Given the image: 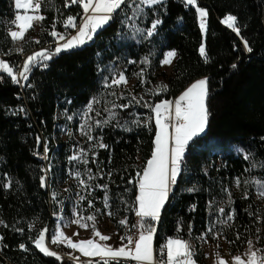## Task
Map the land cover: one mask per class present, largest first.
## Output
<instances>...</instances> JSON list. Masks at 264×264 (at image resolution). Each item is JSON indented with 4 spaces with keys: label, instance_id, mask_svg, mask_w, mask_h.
I'll return each instance as SVG.
<instances>
[{
    "label": "trees",
    "instance_id": "1",
    "mask_svg": "<svg viewBox=\"0 0 264 264\" xmlns=\"http://www.w3.org/2000/svg\"><path fill=\"white\" fill-rule=\"evenodd\" d=\"M66 4L67 0H42L40 12L46 19L16 42L8 25L17 12L14 0H0V56L17 70L24 63V54L53 51L55 46H49L53 24L60 31L68 16L76 17V22L84 16L80 5ZM197 4L208 11L206 33L199 27L193 6H186L183 0H165L164 5L147 10V16L135 21L137 27L146 29L152 20H162L157 34L137 42L140 38L133 39L131 30L122 24L125 13L131 15L122 6L89 44L61 52L47 61L43 70L34 67L23 93L1 73L0 264H81L49 257L33 242L40 230L52 229L55 214L69 211L66 192L78 198L80 215L110 211L109 218L122 230L119 221L132 217L137 173L142 174L153 148V113L144 105L175 99L202 77L208 79L209 123L186 148L181 172L155 224V253L166 238L178 237L195 243V261L206 264L199 239L207 233L204 236L210 243L219 246L223 241L231 255L243 253L251 240L264 257V196H256L264 191V0H197ZM229 13L237 17L240 36L252 52L221 23ZM202 44L207 63L199 52ZM20 48L22 53L17 51ZM169 50L176 52L170 74L161 64ZM145 58L149 63H141ZM232 64L237 67L233 69ZM113 70L123 72L129 84L105 87L104 78L110 82ZM141 71L144 83L137 75ZM162 85L167 88L162 89ZM94 97L98 102L93 103L87 124H81V114ZM120 104L130 106L116 107ZM23 107L28 110L26 117L20 115ZM111 113L115 118H110ZM96 121L101 122L99 126ZM64 125L69 129L65 140L61 137ZM82 125L93 139L86 135L77 138ZM44 142L54 150L51 190L46 185L43 162L34 156ZM100 143L107 147H99ZM72 156L80 159L72 160ZM63 184L68 186L66 192ZM210 227L213 232L208 233ZM109 264L116 262L110 260Z\"/></svg>",
    "mask_w": 264,
    "mask_h": 264
},
{
    "label": "snow or ice",
    "instance_id": "2",
    "mask_svg": "<svg viewBox=\"0 0 264 264\" xmlns=\"http://www.w3.org/2000/svg\"><path fill=\"white\" fill-rule=\"evenodd\" d=\"M164 2L165 0H70V4L80 5L84 14L83 23L79 26L74 16H68L63 21V26L66 29L69 27L77 29L76 35L71 38H66L64 34L55 30L54 23L52 31L49 33L56 41V46L53 51L43 49L27 56L20 69L15 71L14 67L10 66L7 61L0 59V71L10 77L14 84L27 82L29 74L34 67L46 68L48 67L47 61H50L54 56L64 51L82 47L88 41H91L98 30L103 28L113 18V14L117 10H123L122 6H126L131 13V15L127 12L125 13L122 24L131 30L132 38L136 39L139 37L140 39L137 42H140V40H149L157 34L158 26L162 23V20L159 18L152 20L150 27L146 29L137 27L135 21L147 16V10L154 9L157 5H164ZM183 2L186 6H193L195 8L199 16V27L202 32L206 33L208 11L205 8L199 7L197 0H183ZM70 4H66L65 6H70ZM14 6L17 12L11 23L18 30H10L9 35L13 41H21L24 39L28 30L34 27L35 22H42L46 17L40 12L41 0H14ZM21 9L24 10L23 14L20 12ZM222 23L240 37L247 52H252L248 41L240 36L241 29L237 26V17L235 15L227 14L223 18ZM61 41H64V43H60ZM36 42L39 43V41ZM17 51L22 53L23 49L20 48ZM199 52L205 58V63H207V53L203 44ZM175 55L174 50L167 51L164 54L161 64H171ZM129 63L136 62L129 61ZM141 63H149V60L145 58ZM231 67L235 69L237 65L232 64ZM110 75V82L108 77L104 78L105 87H119L122 84L126 85L128 83V78L123 72L117 74L113 70ZM137 75L141 77V83H144L143 71L137 73ZM0 79H3V76H0ZM27 86L31 87V84ZM161 88L166 89L167 85H162ZM115 94V92L112 93V95ZM208 95V79L205 77L191 84L175 101L163 100L155 105L147 103L144 105L154 113L157 132L155 134L154 151L152 152L151 158L147 161L142 174L137 173L139 177L137 181L139 194L136 196L134 211L135 215L140 218L138 225L140 231L135 240L131 236H121L120 239L126 241V243L114 248L107 244H101L94 239L73 242L62 230L58 229L56 233L51 235V244H64L69 249L79 250L85 256L100 257L103 264H109L110 260L119 264L121 259H130L137 262V264H155L153 240L156 229L152 223H148L147 221H159L161 210L168 199L171 186L176 183L177 177L181 172V164L187 146L190 141L203 133L208 126L210 116L207 106ZM133 100H135V97H133ZM96 102L98 101L94 97L87 105L86 112L84 113L85 124H87L88 113L93 110L92 105ZM129 106L130 104H120L116 107L125 109ZM20 111H23V109H20ZM106 111L110 110L106 109ZM110 118H115V114L111 113ZM68 119L71 120L72 117L69 116ZM151 119L152 117H149V121ZM100 123V121H96L97 126ZM136 123H139V121H136ZM87 126L89 129L91 128V125ZM84 127L85 125L81 126V132L89 140L93 139L89 132L84 131ZM170 129H173L174 132L170 131ZM99 147L106 148L107 145L100 143ZM47 151L48 149L45 146V153ZM81 152H83V149H81ZM44 159H47V155L44 156ZM70 159L79 160L80 157L72 156ZM245 159H248L247 155H245ZM84 162L87 163V161ZM76 176L79 177V173H76ZM41 180L43 186L44 177ZM80 184L87 187L84 180H80ZM237 184H239V179H237ZM260 194L264 196V191H261ZM81 199H84V197H81ZM89 206L91 207V201H89ZM219 211L223 213L224 209L221 208ZM107 215L111 216L112 212L109 211ZM74 216L79 217V213H74ZM228 219L231 220L232 216L229 215ZM84 220V217H79L73 219L72 223L82 228H87L88 224L83 223ZM86 220L93 222L94 237H99L100 241H108L111 239L110 236L103 235L100 231L96 230L95 216H88ZM119 224L125 226L127 220H120ZM47 232V228L39 231L37 238L33 241L35 246L45 255L61 259L57 252L50 250L47 246ZM207 232L211 233L213 229L210 227ZM74 235H79V233H74ZM204 235L200 239H203ZM214 238H218V235ZM2 239L3 237H0V240ZM247 243L249 245V251L245 255L248 256V260H244L241 256H234V264H260V261H264V257L258 259L259 250H253V242L249 240ZM20 247L27 250L23 244ZM159 252L162 257L159 264H196V261L193 259L194 252L191 245L188 241L178 237L166 238V242L160 246ZM76 259L78 260L79 258L77 257ZM89 264H91V261ZM219 264H227V261L220 259Z\"/></svg>",
    "mask_w": 264,
    "mask_h": 264
},
{
    "label": "rangeland",
    "instance_id": "3",
    "mask_svg": "<svg viewBox=\"0 0 264 264\" xmlns=\"http://www.w3.org/2000/svg\"><path fill=\"white\" fill-rule=\"evenodd\" d=\"M82 20H84V17L82 18ZM12 29V28H11ZM36 30V29H35ZM74 35H76V34H74ZM74 35H72V36H74ZM71 36V37H72ZM70 37V38H71ZM33 54V53H32ZM31 54V55H32ZM0 59H2V60H4V58H2L1 56H0ZM175 57L172 59V62H171V64H169V65H162V68H163V70H165L167 73H171L172 72V67H173V64H174V61H175ZM14 71H15V69H14ZM0 73H2V71H0ZM129 84V83H128ZM86 111V110H85ZM84 113L85 112H82V117H81V119H82V122H81V124L83 123V122H85V118H84ZM153 116H154V113H153ZM59 117V116H58ZM60 118V117H59ZM69 129L68 128H66V126L64 125V126H62L61 127V132H64L65 134H66V132L69 134V131H68ZM206 130V129H205ZM84 131H85V128H84ZM205 132V131H204ZM203 132V133H204ZM203 133H201V134H203ZM200 134V135H201ZM84 136V134L81 132V128H79V130H78V135H77V138H81V137H83ZM199 136V135H198ZM185 152H186V150H185ZM185 154V153H184ZM73 182L76 184V181L75 180H73ZM238 186H237V183L235 184V188H237ZM256 196L258 197V198H262L263 196L261 195V194H256ZM67 199L69 200V202L71 203V206H70V209H69V211L66 213V215L67 216H65V212H63V214H64V217L62 216L61 218H62V221L63 222H70V223H72V220L73 219H75V218H79V217H84L85 218V220L83 221V223H87L88 224V227L87 228H89V229H91V227H92V224H93V222L92 221H88V220H86V217H88V216H84V215H80L79 214V217H75L74 216V213H78V211H77V208H76V202H77V200H78V198L76 197V196H73L72 197V194L70 193L69 195H68V197H67ZM162 211V210H161ZM95 217H96V221H95V228H97V227H103L104 228V231L106 232V235H109L110 237H111V240H112V243H110V240H108V241H100L99 240V237H94V234H91V235H89L90 237H88V236H77V237H75V238H72V240H73V242H78V241H80V240H87V239H94L95 241H97V242H99V243H101V244H107V245H109V246H112V247H118V246H121L122 244H124V242L120 239V235H121V229H119L112 221H111V219L109 218V215H107V214H104V215H95ZM74 224V223H73ZM74 226L76 227V229H78V230H80V229H86V228H82V227H80V226H78V225H76V224H74ZM93 228V227H92ZM102 228V229H103ZM62 230V231H65V227H63V226H61V225H58V228H57V230ZM53 234V232H52V229H50V230H48V232L46 233V244H47V246H55V247H58V248H60V249H63L64 250V252H65V254H67V251L64 249V248H62V247H60V246H58V245H54V244H51V235ZM71 238V237H70ZM200 241H201V243H208V240H207V238L204 236V238L203 239H199ZM207 241V242H206ZM222 242L223 241H221V244H222ZM210 244V243H209ZM210 246V245H209ZM253 250H258L257 249V247L254 245V243H253ZM249 251V245L245 248V250H244V252L243 253H241V254H238V256H241V257H244V256H246L245 255V253H247ZM72 255H74L75 257H82V258H100V257H88V256H85V255H83L79 250H73L72 249ZM155 256V255H154ZM248 257V256H247ZM260 257H262L260 254H259V251H258V258H260ZM135 263V262H134ZM137 264V263H136Z\"/></svg>",
    "mask_w": 264,
    "mask_h": 264
},
{
    "label": "built area",
    "instance_id": "4",
    "mask_svg": "<svg viewBox=\"0 0 264 264\" xmlns=\"http://www.w3.org/2000/svg\"><path fill=\"white\" fill-rule=\"evenodd\" d=\"M67 3L70 4V0H67ZM41 6H42V1H41ZM83 17H84V16H83ZM83 17H82V18H83ZM13 19H14V18H13ZM13 19H12V20H13ZM12 20L9 21L8 25H9L10 27L14 28L15 26H13L12 23H11ZM76 23H77V25L79 26L80 24L83 23V20L81 19L79 22H76ZM57 32L64 34L66 38H70L72 35H74V34L77 33V29H75V28H70V27H69V28H67V29L64 28V29H62V30H60V31H57ZM33 40H34L35 42H36V41H39L38 36H34V37H33ZM60 43H64V41H61ZM89 43H90V41H88L86 44H89ZM49 46H50V47L56 46V41H55V38H54V37H53V39H52V42L49 44ZM202 57H203V56H202ZM26 58H27V55L24 54V55H23V62L26 60ZM203 58H204V57H203ZM22 65H23V63L20 65V67H21ZM20 67H19L17 70H19ZM46 68H47V67H46ZM40 69L43 70L44 68L41 67ZM0 76H3V75L0 73ZM3 80H4V78H3V79H0L1 82H3ZM13 85L16 86V87H18V88H20L21 91H22V93H23V87L25 86L24 82H22L21 84H14V83H13ZM18 97H19V95H18L16 98L19 99ZM20 98H21V95H20ZM22 109H23V111H20V115H21L22 117H26L27 114H28V110H27L26 108H24V107H23ZM57 121H58V118H57ZM67 136H68V133L66 132V134L63 133L61 137H62L63 140H65ZM53 143H54L55 146L57 145V143H56V139H55V136L53 137ZM45 146H46L47 149H48L47 153H45ZM45 155H47V159H44V156H45ZM53 155H54V150H50L49 145H48L47 143H45V142H44V144H43V148H42L41 150H37V151L34 153V156H35L36 158L42 160V162H43V172H44V177H45V181H46L47 188H48L49 190H51V177H52V176H51V168H52V165H53V162H52V161H53V157H54ZM182 164H183V161H182ZM182 164H181V165H182ZM138 179H139V178L136 179V184H137V185H138V183H137ZM172 186H173V185H172ZM172 186H171V188H172ZM61 188H62V190H63V189H64V190H68V186H67L66 184H63V186H62ZM76 190H78V188H76ZM170 191H171V190H170ZM135 202H136V200H134V201L131 203V207H130L131 212H132V217H131V219H126V220H127V224H126L125 226H123V228H122V232H121V236H131V237H133L134 240L138 237V235H139V231H140V229H139V227H138L139 222H140V218L137 217V216L135 215V211H134ZM123 242L126 243V241H123ZM189 244L191 245V248H192V250H193V252H194V254H195L196 251H197V248H196L195 243H193V242H189ZM48 247L50 248V250L57 252L58 256H60L61 259H68V255L65 254V252H64L63 249H60V248L55 247V246H50V245H49ZM193 257H194V256H193ZM161 259H162V257H161V255H160V252L155 253V259H154L155 264H159V261H160ZM120 261H121V262H127V261L124 260V259H121ZM81 264H89V262H83V263H81ZM133 264H136V263H133Z\"/></svg>",
    "mask_w": 264,
    "mask_h": 264
},
{
    "label": "crops",
    "instance_id": "5",
    "mask_svg": "<svg viewBox=\"0 0 264 264\" xmlns=\"http://www.w3.org/2000/svg\"><path fill=\"white\" fill-rule=\"evenodd\" d=\"M42 1V0H41ZM17 11V10H16ZM23 9H21L20 10V12H21V14H23ZM40 25V22L39 21H37V22H35L34 23V27L33 28H35L36 30H37V28H38V26ZM11 30H18L16 27H14V28H12ZM16 42H21V41H16ZM176 53V52H175ZM175 58H176V55H175ZM204 77H202V78H199V79H197L196 81H198V80H200V79H203ZM196 81H194V82H196ZM193 82V83H194ZM193 83H191V84H193ZM191 84H189L182 92H181V94L188 88V87H190L191 86ZM180 94V95H181ZM179 95V96H180ZM179 96H177L175 99H170V101H175L176 99H178V97ZM160 103V102H159ZM153 121H154V124H155V119H154V116H153ZM155 128H156V130H155V134H156V132H157V127H156V124H155ZM170 131H173L174 132V130L173 129H170ZM154 139H155V135H154V138H153V148H152V151H151V155H152V152L154 151ZM151 155H150V157H149V159L151 158ZM63 192H66V190H64L63 189ZM139 194V188H138V193H137V195ZM66 196L68 197V193L66 192ZM169 196V195H168ZM168 200V199H167ZM167 202V201H166ZM166 202H165V204H166ZM164 204V205H165ZM162 212V211H161ZM161 215V214H160ZM64 217V214H63V212H61V211H59L57 214H55L54 215V218L56 219V222H55V225L52 227V232H53V234L54 233H56L57 232V228H58V225H61V226H63V227H65V231H63L65 234H66V236H68V237H71V239L72 238H75V237H77V236H88V237H90L89 235H91V234H93V228L91 227V229H89V228H86V229H80V230H78V229H76V227L74 226V224L73 223H70V222H63L62 221V218L61 217ZM65 216H67L66 214H65ZM122 220H124V219H122ZM148 223H152L153 225H154V227L156 228V223L157 222H153V221H148ZM103 228V227H102ZM101 227H97L96 228V230H98V231H100V233L101 234H103V235H106V232L104 231V228L102 229ZM79 233V235H74V233ZM121 232H122V230H121ZM107 236H109V235H107ZM121 236V235H120ZM155 236V235H154ZM207 242V241H206ZM110 243H112V240L110 239ZM210 242L208 241V243H201V241L199 240V244L201 245V248L203 249V251H204V258H205V263L206 264H219V260L220 259H223V260H225V261H227V264H234V256H238V255H231L229 252H228V250H227V246L225 245V243H223L222 242V244H220L219 246H215V245H213L212 243H210ZM210 245V246H209ZM58 246H60V247H62V248H64L66 251H67V255H68V259H70V260H73V261H75V262H77V263H83V262H92V261H95V260H101V258H82V257H79V259L77 260L76 258L77 257H75L74 255H72V249H69V248H67L64 244H59ZM119 247V246H118ZM153 247H154V240H153ZM218 254V255H217ZM154 255H155V248H154ZM244 260H248V257L247 256H244V257H242ZM154 259H155V256H154ZM193 259H194V257H193ZM259 259V258H258ZM125 260V259H124ZM195 260V259H194ZM126 261H133V260H130V259H128V260H126ZM135 262V261H134ZM135 263H137V262H135ZM196 264H199V263H197L196 262ZM260 264H264V261H260Z\"/></svg>",
    "mask_w": 264,
    "mask_h": 264
},
{
    "label": "water",
    "instance_id": "6",
    "mask_svg": "<svg viewBox=\"0 0 264 264\" xmlns=\"http://www.w3.org/2000/svg\"><path fill=\"white\" fill-rule=\"evenodd\" d=\"M223 20V19H222ZM222 20H221V23H222ZM223 24V23H222ZM224 25V24H223ZM227 27V26H226ZM230 30H232V29H230ZM233 31V30H232ZM234 32V31H233ZM235 33V32H234Z\"/></svg>",
    "mask_w": 264,
    "mask_h": 264
},
{
    "label": "bare ground",
    "instance_id": "7",
    "mask_svg": "<svg viewBox=\"0 0 264 264\" xmlns=\"http://www.w3.org/2000/svg\"><path fill=\"white\" fill-rule=\"evenodd\" d=\"M225 25V24H224ZM226 26V25H225Z\"/></svg>",
    "mask_w": 264,
    "mask_h": 264
}]
</instances>
